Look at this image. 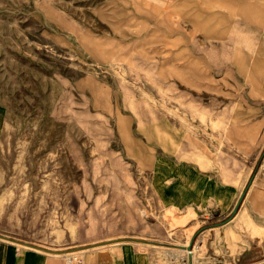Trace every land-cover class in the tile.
<instances>
[{
    "label": "rangeland",
    "instance_id": "1",
    "mask_svg": "<svg viewBox=\"0 0 264 264\" xmlns=\"http://www.w3.org/2000/svg\"><path fill=\"white\" fill-rule=\"evenodd\" d=\"M263 22L264 0H0V235L62 253L61 264L125 244L189 264L177 249L189 237L194 264H218L211 251L236 256L264 236V140L238 147L211 120L229 99L263 114L264 100L237 74L209 82L197 59ZM155 162L172 187L186 165L234 186L250 170L239 207L253 202V220L227 235L233 209L219 221L202 209L165 216Z\"/></svg>",
    "mask_w": 264,
    "mask_h": 264
},
{
    "label": "crops",
    "instance_id": "2",
    "mask_svg": "<svg viewBox=\"0 0 264 264\" xmlns=\"http://www.w3.org/2000/svg\"><path fill=\"white\" fill-rule=\"evenodd\" d=\"M242 19L245 24H257L255 19L248 16H242ZM246 26L239 29L258 31V27ZM262 26L263 32L256 36L246 34L244 31L232 30L227 41L221 43V51H218L215 48L217 45L214 44H211V47L206 51L202 49L197 55L200 74L208 78L209 82H214L212 78L217 71L230 77L237 74L238 78L242 79L243 85L248 87V93L254 100H264V22ZM258 41L263 42L259 43ZM198 112L206 116L203 111L198 110ZM202 119L205 120V117ZM263 119L262 104L247 102L243 96L223 102L221 109H217L211 115L212 122L221 126L218 129L219 134H224L228 139H232L238 147L247 148H250L252 143L264 140L258 137ZM166 171L159 162H155L152 175L157 180V186H153L154 184L152 186L163 201L161 203L164 206V215L174 214L176 218L180 219L179 221L183 222L194 218L197 209L216 213L218 221L221 217H225L234 208L250 174V170H248L240 178L237 186H234L235 183L218 182L212 176L199 172L194 166L186 165L180 169V172L176 169L172 187L167 180L168 173ZM252 187L253 183L248 190L246 199L249 198V191ZM248 203L254 205L253 202H243L237 212L227 221V235H236L247 218L253 220L247 211ZM260 211L264 214L263 205L260 207ZM198 224L199 221H195L188 228L193 230ZM217 237L220 238L221 235L217 234ZM189 240L190 237L181 244H187ZM195 247L191 248V251L181 247L177 249L187 251L189 264H194V261L197 260V255L194 252ZM170 253L172 251L166 249L150 248L145 250L125 244L87 252L80 264H183L182 255L178 260L176 255L171 260L167 259ZM54 254L0 235V264H61L60 259ZM210 257L217 259L216 263L218 264H264V236L249 239L236 256L229 253H216L213 250ZM66 259L70 262L72 257Z\"/></svg>",
    "mask_w": 264,
    "mask_h": 264
},
{
    "label": "water",
    "instance_id": "3",
    "mask_svg": "<svg viewBox=\"0 0 264 264\" xmlns=\"http://www.w3.org/2000/svg\"><path fill=\"white\" fill-rule=\"evenodd\" d=\"M246 191H247V187L244 188V190L242 191V193H241L239 199L237 200V202H236V204H235V206H234V208H233V210H232V214H231L228 218H231V217L235 214V212L238 210V207H239L240 203L242 202V200H243V198H244V196H245V194H246ZM3 237H4V236H3ZM192 244H193V240H191V242L188 244V246H183V245H179V246H180L181 248H182V247H186L188 250H190V249L192 248Z\"/></svg>",
    "mask_w": 264,
    "mask_h": 264
},
{
    "label": "built area",
    "instance_id": "4",
    "mask_svg": "<svg viewBox=\"0 0 264 264\" xmlns=\"http://www.w3.org/2000/svg\"><path fill=\"white\" fill-rule=\"evenodd\" d=\"M261 167H263V169H264V156H263V161H262V163H261ZM199 245H201V241H200ZM194 247H195V241H193L192 249H193Z\"/></svg>",
    "mask_w": 264,
    "mask_h": 264
},
{
    "label": "bare ground",
    "instance_id": "5",
    "mask_svg": "<svg viewBox=\"0 0 264 264\" xmlns=\"http://www.w3.org/2000/svg\"><path fill=\"white\" fill-rule=\"evenodd\" d=\"M239 199V198H238ZM237 212V211H236ZM235 212V213H236ZM194 241V240H193ZM181 245H183V246H188V243L187 244H181ZM182 249H187L186 247H182ZM188 250V249H187ZM189 251H191V249L189 250ZM65 253L67 252V251H64ZM70 252V251H69ZM68 253V252H67Z\"/></svg>",
    "mask_w": 264,
    "mask_h": 264
}]
</instances>
